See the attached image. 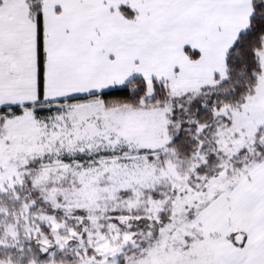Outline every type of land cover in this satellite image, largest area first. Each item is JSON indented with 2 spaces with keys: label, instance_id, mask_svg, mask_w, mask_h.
Masks as SVG:
<instances>
[{
  "label": "snow or ice",
  "instance_id": "1",
  "mask_svg": "<svg viewBox=\"0 0 264 264\" xmlns=\"http://www.w3.org/2000/svg\"><path fill=\"white\" fill-rule=\"evenodd\" d=\"M0 264H264V0H0Z\"/></svg>",
  "mask_w": 264,
  "mask_h": 264
}]
</instances>
